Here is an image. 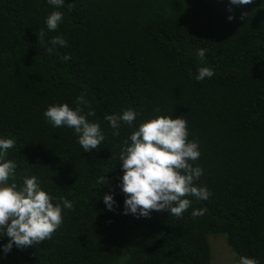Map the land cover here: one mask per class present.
<instances>
[{
  "label": "trees",
  "instance_id": "obj_1",
  "mask_svg": "<svg viewBox=\"0 0 264 264\" xmlns=\"http://www.w3.org/2000/svg\"><path fill=\"white\" fill-rule=\"evenodd\" d=\"M54 10L46 0H0V136L16 140L7 158L17 184L38 176L73 208L50 239L0 249V264H210L214 237L234 264L240 256L264 264V0L243 8L228 0H65L63 22L49 32ZM55 36L67 46L49 53ZM199 67L213 68V78L197 81ZM82 94L105 134L92 152L43 115L51 104L75 107ZM126 108L139 113L136 126L157 114L187 120L201 152L192 163L204 169L196 183L209 199L188 197L180 217L124 214L120 152L133 128L113 135L104 117ZM105 194H114V210ZM199 208L206 213L193 217Z\"/></svg>",
  "mask_w": 264,
  "mask_h": 264
},
{
  "label": "clouds",
  "instance_id": "obj_2",
  "mask_svg": "<svg viewBox=\"0 0 264 264\" xmlns=\"http://www.w3.org/2000/svg\"><path fill=\"white\" fill-rule=\"evenodd\" d=\"M46 2L57 9L45 20L48 31L54 32L63 22L64 13L59 9L64 7L65 0ZM228 3L243 8L253 0H228ZM228 11H232L231 7ZM228 19L233 17L230 15ZM44 36V30L40 29L39 41ZM47 43L50 45L47 48L49 53L54 52L57 46H67L62 36L52 37ZM206 53L207 49L201 48L197 56L204 60ZM70 59V55L63 56L65 62ZM213 76V68L199 67L195 79L204 81ZM43 115L55 128L73 129L84 152H92L105 140L101 124L88 119L95 116V111L83 94L76 98L75 107L68 103L51 104ZM138 115L134 108H126L104 117L114 130L113 135H119L122 125L133 128L120 152L123 175L118 187L125 194L124 214L150 218L152 212H166L180 217L192 206L188 197L209 199L207 186L196 183L204 174V169L192 163L201 156L199 143L188 138V122L182 116L173 118L172 114H157L136 126L134 122ZM15 145L14 137L0 136V239L9 238L6 244L0 245V249L5 255L11 252L13 246L18 249L31 247L50 239L61 227L65 211L73 208L72 201L54 197L45 190L38 176H26L22 184H17V164L7 158L9 150ZM99 182L106 184V177H101ZM103 202L108 210H114V194H105ZM205 213L206 209L199 208L193 209L191 215L200 217ZM237 264L259 262L254 257L240 256Z\"/></svg>",
  "mask_w": 264,
  "mask_h": 264
},
{
  "label": "rangeland",
  "instance_id": "obj_3",
  "mask_svg": "<svg viewBox=\"0 0 264 264\" xmlns=\"http://www.w3.org/2000/svg\"><path fill=\"white\" fill-rule=\"evenodd\" d=\"M235 258L233 251L225 242L214 237L211 239V262L210 264H234Z\"/></svg>",
  "mask_w": 264,
  "mask_h": 264
}]
</instances>
